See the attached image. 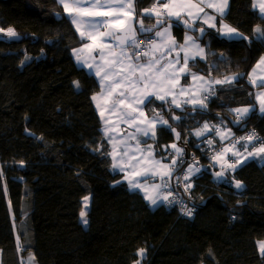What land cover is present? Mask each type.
Listing matches in <instances>:
<instances>
[{
	"label": "trees",
	"instance_id": "obj_1",
	"mask_svg": "<svg viewBox=\"0 0 264 264\" xmlns=\"http://www.w3.org/2000/svg\"><path fill=\"white\" fill-rule=\"evenodd\" d=\"M153 3L137 0L138 17ZM252 5L253 0H231L226 17L249 40L225 41L207 28L202 40L206 60L191 66L193 72L208 75L209 65L215 64L211 76L244 73L243 78L223 90L218 85V97L209 100L204 112L189 115L190 106L184 112L173 109L184 117L169 120L180 140L158 126L151 140L157 157L173 156L165 147L171 143L197 151L208 136L197 139L193 133L204 122L226 125L235 134L254 127L264 138V114L249 95L257 88L247 75L264 56V42L253 32L257 25L264 28V19ZM144 22L152 25L155 20ZM171 23L181 41L184 26ZM9 27L17 37L6 35ZM0 28L5 30L0 33V264H27L30 256L33 264H264L259 252V241H264V163L252 159L217 179L218 164L197 151L201 171L191 176L188 196L195 218L182 217L166 204L151 207L112 168L107 155L112 144L104 137L92 100L100 87L76 63L74 49L81 40L58 0H0ZM220 54L226 62L218 59ZM161 103L146 105L149 116V109L165 119L173 114ZM242 106L255 107L242 124L234 125L230 109ZM218 142L223 141L218 137ZM172 180L169 187L181 192L175 172ZM236 181L242 189L235 187ZM85 196L90 198L87 225L80 217ZM140 249L146 255H138Z\"/></svg>",
	"mask_w": 264,
	"mask_h": 264
},
{
	"label": "snow or ice",
	"instance_id": "obj_2",
	"mask_svg": "<svg viewBox=\"0 0 264 264\" xmlns=\"http://www.w3.org/2000/svg\"><path fill=\"white\" fill-rule=\"evenodd\" d=\"M136 2L137 0H58L80 33L81 41H89L84 43L82 49H75L74 55L78 64L82 66L86 64L90 72L98 78L101 91L93 95L92 100L97 102L96 107L101 110L104 137L112 144V151L107 153L112 157V168L125 172L130 189L144 191L145 198L152 205L164 201L173 203L176 197L172 196L171 191L169 190L168 195H161V191L169 189V180L177 165L184 163L182 159L184 150L178 147L177 143H172L165 147L172 149L175 155L170 154L169 157L161 156L160 159H156L153 146L141 147L140 138L154 140L157 126H160L162 130L174 133L175 139L179 141L180 133L172 127L169 120L178 122L184 117L175 115L173 109L184 112L190 106L192 112L188 113L189 115H193L198 110L204 112L207 110L209 100L216 96L215 85L222 86L221 90H223V86H231L244 76V73H233L222 78H214L211 72L218 68L215 64L209 65L208 77L198 75L191 70L190 61L194 63L197 58L206 60L205 49L198 43V40L207 34L206 29L195 28L196 21L199 20L208 28L216 29V35L225 41L249 40V37L223 23L229 0H218V2L154 0L149 8L140 12L139 17L135 15ZM252 7L254 9L258 7L259 14L264 19V0H253ZM206 9H212L213 14H209ZM217 15L221 19L219 28L215 23ZM145 18L154 19L155 23L146 27ZM172 20L177 23L182 21L186 29L198 31L200 35L194 37L186 34L183 43H178L171 34ZM82 28L84 30H81ZM4 32L5 30L0 28V33ZM253 32L257 39L264 42V28L257 25ZM145 33H154V36L150 35L148 43L141 47L137 43V36ZM6 35L10 38L18 36L11 27L6 30ZM84 50L89 52L88 59L80 54ZM93 52L97 54L98 59L91 55ZM218 59L221 62L227 61V57L223 54H220ZM247 75L249 84L264 89V56L260 57ZM181 78H190L191 83L187 86L181 85ZM74 84L79 88L78 82ZM249 95H254L259 111L264 113V91ZM155 100L161 101L162 107L169 106L167 110L173 114L168 119L154 109H149L152 112L150 117L145 113V106L154 103ZM254 107L230 109L236 117L232 123L239 125L250 112L254 111ZM113 114L117 119L114 123H110ZM120 124L132 130L116 131ZM193 134L196 137H211L214 134L221 141L228 142L219 151L214 150L215 154L211 156V160L221 168L215 173L217 179L224 178L226 171H235L250 159L258 157L264 160V138L259 137L254 130L245 136L236 137L226 125L222 127L204 122ZM132 141L135 143H131ZM207 144L211 148L214 140L207 139ZM249 146H251L250 151ZM229 153L233 162L226 160ZM165 159H170V163L165 164ZM197 163L198 161H194L188 166L183 180L188 181L194 173L201 171L200 167L195 166ZM157 176L161 183L152 186L154 196L148 195L149 186L141 183L140 178ZM190 187L191 184H185V191L187 192ZM235 187L242 189L243 185L240 181H236ZM88 201L89 197L85 196L83 198L85 208ZM182 211L189 217L193 214L192 209L187 207L182 208ZM86 215L85 210L80 212L82 223L85 225L88 224ZM22 248L23 246L18 243V249ZM144 252V249H140L138 255L142 257ZM259 252L261 257H264V241L259 242ZM27 264H33V257H29ZM136 264H140V261H136Z\"/></svg>",
	"mask_w": 264,
	"mask_h": 264
},
{
	"label": "crops",
	"instance_id": "obj_3",
	"mask_svg": "<svg viewBox=\"0 0 264 264\" xmlns=\"http://www.w3.org/2000/svg\"><path fill=\"white\" fill-rule=\"evenodd\" d=\"M230 1L231 0H229V5H228V9L226 10V15L224 16V18H223V23H225V24H228V25H230L231 27H233V28H235L234 26H232L231 24H229L228 23V20H227V15H228V12H229V8H230ZM194 2H195V0H194ZM214 2H218V0H214ZM60 4V3H59ZM61 5V4H60ZM62 6V5H61ZM254 10H256L257 12H258V14H259V8L257 7V8H255ZM206 11L207 12H209V14H213V10L212 9H206ZM137 17H138V15L137 14H135ZM259 16H260V14H259ZM261 17V16H260ZM71 21V20H70ZM173 21H175V20H173ZM72 23V22H71ZM201 24L202 26H203V28H208V26L206 25V24H203L201 21H196V23H195V25L196 24ZM215 23H216V26H217V28H219L220 26H221V19H220V17L217 15L216 16V21H215ZM144 24H145V26L147 27V26H150V25H148L146 22H144ZM72 25L74 26V28H75V30H76V26L72 23ZM166 26V25H165ZM211 29H213V28H211ZM237 29V28H236ZM81 30H84L83 28L81 29ZM157 30H159V29H157ZM216 30V29H215ZM238 30V29H237ZM239 32H241L240 30H238ZM76 32H77V34H78V37H79V39L81 40V37H80V33L76 30ZM242 33V32H241ZM171 34H172V36L175 38V40L178 42V43H183V41H184V37H185V35L186 34H188V35H192V36H194V37H197V35H195V34H193V33H191V32H189V31H185L184 32V35H183V39L180 41L178 38H177V36H176V34L174 33V29H173V26H172V28H171ZM243 35L244 36H246V37H248L246 34H244L243 33ZM153 36H154V33H153ZM140 38H142V35H138L137 36V42L139 41V39ZM84 43H89V41H87V40H85V41H81V43H80V45L79 46H77L75 49H82L83 48V45H84ZM198 43L200 44V46L201 47H203L204 49H205V53H206V46L202 43V40H198ZM74 49V50H75ZM85 59H88V57H89V52L87 51V50H84L82 53H80ZM91 55L93 56V57H95L96 59H98L99 57L97 56V54L95 53V52H93V53H91ZM182 55V54H181ZM206 56H207V53H206ZM74 57H75V55H74ZM198 60H201V59H199V58H197ZM196 59V60H197ZM75 60H76V57H75ZM89 62H91V60H89ZM182 62V61H181ZM77 63V62H76ZM192 63L193 62H189V67L191 68V66H192ZM77 65L79 66V67H82V68H84V69H86V70H88L89 72H90V70L88 69V67H87V65L85 64V65H81V64H78L77 63ZM256 65V64H255ZM254 65V66H255ZM253 66V67H254ZM252 70V69H251ZM251 72V71H250ZM90 73H92V72H90ZM198 75H202V76H205V77H208V75H205V74H202V73H199V72H196ZM93 74V73H92ZM94 75V74H93ZM95 77V76H94ZM213 77V76H212ZM96 78V77H95ZM214 78H216V77H214ZM97 79V81H98V78H96ZM189 83H191V79L190 78H188V79H184V78H181V80H180V84L181 85H185V86H187ZM98 84H99V82H98ZM100 91H101V89H99V91H97L94 95H97V94H99L100 93ZM258 91H264V89H261V88H257V92ZM159 101V100H158ZM161 102V101H160ZM96 101H94V104H95V106H96ZM242 107H250V106H242ZM237 108V107H236ZM96 109H97V107H96ZM234 109V108H233ZM258 109H259V105H258ZM97 111H98V113H99V115H100V109H97ZM144 111H145V113L149 116V114H148V111H147V106H145V108H144ZM251 113V112H250ZM249 113V114H250ZM259 113L261 114V115H263L264 113H261L260 111H259ZM248 114V115H249ZM105 115H107V112H105ZM235 115V114H234ZM150 117V116H149ZM100 119H101V115H100ZM116 119H117V117H116V115L115 114H113V116L111 117V120H110V123H114L115 121H116ZM101 122H102V120H101ZM209 124H211L210 122H208ZM102 126H103V128H104V124H103V122H102ZM158 127V126H157ZM228 129H231V131H232V133L233 134H235V131L232 129V128H230V127H227ZM116 131H121V132H123V131H131L132 129H128V128H126V126L125 125H123V124H120V126H119V128L118 129H115ZM195 132V131H194ZM195 136V135H194ZM206 137V136H205ZM195 138H197V139H201V138H203V137H196L195 136ZM141 139V147H147V145H152L153 146V143L151 142V138H145V137H141L140 138ZM131 143H135L134 141H132ZM172 144V143H171ZM170 144V145H171ZM177 146L178 147H180L178 144H177ZM153 148H154V146H153ZM181 148V147H180ZM171 150V153L173 154V156L175 155V153H174V151L172 150V149H170ZM242 152H243V150H242ZM156 159H160V157H157L156 156ZM227 160V159H226ZM250 160H252V159H250ZM249 160V161H250ZM253 160H256L257 162H259V163H264V160H261L260 158H255V159H253ZM228 161V160H227ZM164 163L165 164H168V163H170V161L169 160H164ZM200 167V166H199ZM201 168V167H200ZM218 170H221V168H220V165L218 164ZM124 175H125V177H126V173L125 172H122ZM194 174H196V173H194ZM126 179V178H125ZM173 174H172V176H171V178H170V180H169V186L171 187V186H173V184H172V182H173ZM126 181H127V179H126ZM128 182V181H127ZM140 182L141 183H146L148 186H149V191H148V195H155V192H154V190H153V188H152V186L154 185V184H160L161 183V181H160V178L157 176V177H147V178H140ZM136 190H139L141 193H142V195L144 196V198H145V193H144V191H142V190H140V189H136ZM161 195H163L162 194V191H161ZM145 200L147 201V203L151 206V207H153V208H155V207H157V206H159V205H162V204H165L166 203V201H164V202H158L157 203V205H152L151 204V202L148 200V199H146L145 198Z\"/></svg>",
	"mask_w": 264,
	"mask_h": 264
},
{
	"label": "built area",
	"instance_id": "obj_4",
	"mask_svg": "<svg viewBox=\"0 0 264 264\" xmlns=\"http://www.w3.org/2000/svg\"><path fill=\"white\" fill-rule=\"evenodd\" d=\"M148 38H149V36L142 37V38L139 39V41L137 43L141 47H143V46H145L148 43ZM215 89H216V96L213 97V98H217L218 97V92H219L218 85H215ZM213 98H211V99H213ZM242 123H243V121L240 124H242ZM253 130L257 133V135L259 137H261L260 133L254 127H248L245 130H243L242 132L235 134V136L236 137L245 136V135H247L249 132H251ZM209 138L214 140V144H213V146L211 148L207 144V139H209ZM227 143H228L227 141H223V142H221V144H219L218 137L213 134L211 137H207V138L203 139L199 143L197 151L203 152L205 154V157L208 158L209 162L210 163H214L211 160V156L215 154L214 150L215 151H219ZM258 146L259 145H257V147ZM242 150L243 149H241V151ZM250 150H251V146H249V151ZM197 151L184 150V155H183V158H182L184 163L182 165L178 164L177 165V169L174 171L176 173V185L178 186V188H181V192H176L173 189H171L170 187H169V189L162 190V194L163 195H168L169 190H170L172 196L176 197V201L175 202H173V203L166 202L165 204L169 208H176L179 211L180 216L188 218L190 220H193L195 218L196 207L191 203V201H190V199L188 197L189 193H190V190L192 189V183L189 182V180H191V179H189L188 181H185V180H183V176L185 175L188 166L190 164H193L194 161H198V163L195 166H198L200 164L199 162H200L201 159H200V155H199V153ZM177 159H180V158H177ZM178 177L180 178L179 180L177 179ZM185 184H191V187H190V189L187 192L185 191ZM169 199H171V196L169 197ZM184 207L192 209V213L193 214H192L191 217L187 216L182 211V208H184Z\"/></svg>",
	"mask_w": 264,
	"mask_h": 264
},
{
	"label": "water",
	"instance_id": "obj_5",
	"mask_svg": "<svg viewBox=\"0 0 264 264\" xmlns=\"http://www.w3.org/2000/svg\"><path fill=\"white\" fill-rule=\"evenodd\" d=\"M181 24L183 25V22L181 21ZM145 25V24H144ZM184 26V25H183ZM194 27L195 28H200V27H198L197 25H194ZM185 28V27H184ZM206 29V28H205ZM185 30H187V31H189V32H191V33H193V34H196L197 35V37L200 35L199 34V32L198 31H190V30H188V29H186L185 28ZM206 33H207V29H206ZM151 34H153V33H145V34H142V36H145V35H151ZM205 36H206V34L203 36V38L202 39H200V40H203L204 38H205ZM187 151H189V150H187Z\"/></svg>",
	"mask_w": 264,
	"mask_h": 264
},
{
	"label": "rangeland",
	"instance_id": "obj_6",
	"mask_svg": "<svg viewBox=\"0 0 264 264\" xmlns=\"http://www.w3.org/2000/svg\"><path fill=\"white\" fill-rule=\"evenodd\" d=\"M89 203H90V198H89V201H88V205H87V208H89ZM87 208H85V205H84V210H86ZM87 213V212H86ZM86 219L88 221V217L86 215ZM82 220V219H81ZM259 242H262V241H259ZM144 255H146V251L144 252Z\"/></svg>",
	"mask_w": 264,
	"mask_h": 264
}]
</instances>
